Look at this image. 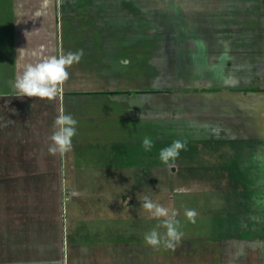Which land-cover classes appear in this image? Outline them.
Instances as JSON below:
<instances>
[{"label": "crops", "instance_id": "0c3cea01", "mask_svg": "<svg viewBox=\"0 0 264 264\" xmlns=\"http://www.w3.org/2000/svg\"><path fill=\"white\" fill-rule=\"evenodd\" d=\"M88 1L92 0H50L47 8L41 7L42 0H9L6 5L11 23L5 62L0 64V187H21L33 201L42 195L47 204L37 216L40 222L19 230L23 240L6 244L12 249L10 264L144 262V238L127 239L136 234L133 229L143 230V221L129 228L126 218L134 211L133 195L143 194L147 179L140 171L137 182L142 193L119 189L129 185L124 176L118 180L120 169L113 166L124 149L115 141L108 144L98 129L102 98L116 95L121 96L125 112H135L143 125L148 114L143 88L117 90L106 86L102 77H120L124 73L119 68L141 69L144 61L129 55L132 52L118 53L114 46L102 48L100 11L103 2L111 8L112 4ZM255 1L206 0L205 26L199 34L188 31L173 37L193 44L184 50H159L157 61L162 73L173 74L172 86L166 87L172 92V109L167 110L172 112L160 106L159 121L171 120L172 114L174 137L198 142L196 154L205 159L196 164L198 176L187 174L179 182L210 184L226 203L264 196V17L253 15ZM105 20L116 28L113 18ZM107 37L109 42L115 40ZM113 37L117 40L116 34ZM81 49L83 57L68 69L70 79L55 99L14 95L11 83L23 65ZM62 111L77 120V134L71 151L50 155L53 123ZM192 159L185 160L193 166ZM122 210L131 212L119 215ZM251 229L261 232L257 225ZM258 249V244L250 245L249 258L241 264H261Z\"/></svg>", "mask_w": 264, "mask_h": 264}, {"label": "rangeland", "instance_id": "374dc122", "mask_svg": "<svg viewBox=\"0 0 264 264\" xmlns=\"http://www.w3.org/2000/svg\"><path fill=\"white\" fill-rule=\"evenodd\" d=\"M92 1L88 2L92 4ZM110 1L112 8L104 2L102 7L100 6L103 19L99 27L102 48L114 46L118 53L132 52L129 55L139 61L143 60L144 65L141 69L129 70V72L126 71L127 68L121 67L119 69L124 74H120V77L112 75L102 77V80L106 81V86L111 84L110 86L117 90H133L142 87L144 99L148 102V114L147 118L146 115L144 116V122L141 125L135 112H125L124 102L122 99L120 101L121 96L116 95L117 98L113 96L107 99L103 95L105 98H102L103 107L99 114L101 122L99 120L100 127L98 126L101 132L100 137H107L108 144L115 145L113 143L115 141L116 145L124 149L116 155L113 166L120 169L121 177H118V180L123 179L124 176L129 185L122 184L119 189L140 191L137 176L142 171L144 180L147 179L146 186L141 187V190L144 188L143 193L148 194L153 201L169 208L179 221V230L183 232V241L174 251L166 250L163 246L153 248L145 243L143 264H241L243 258L244 261L249 258L248 247L252 244H258L261 264H264V196L259 193L255 197L252 196L254 199L258 197L256 201H251L253 198H246V200L240 199L238 202L226 203L222 202L219 193H215L210 184L198 180L180 184V178H186L187 174L194 173L198 176L197 165L205 161L202 155L196 154L200 146L198 142L191 143L183 140L186 142V148L181 150L175 162H170L171 166H166L159 158L160 150L178 139L174 137L172 114L168 115L171 120L167 117L162 123L159 121L158 112L161 113L162 109L160 106L163 105L165 112H172L167 111L172 109V92L166 90V87L172 86L169 79L173 78L172 73L165 70L162 73L159 69L157 64L159 50H184L187 44L188 47L193 44V42H177V38L173 37L181 38L182 34L188 31L199 34L198 30L205 26L203 24L206 17V0ZM8 2L9 0H0V64L5 62L3 55H5V46L9 44L6 40L10 37L11 17L6 8ZM255 2L258 7L253 15L257 17L259 13L260 18L264 17L263 0ZM110 17L113 18V22L116 21V28L114 24L106 21L108 19L105 20ZM91 31L94 33L93 30ZM95 32L97 33V30ZM108 34L115 39L112 40L113 43L109 42ZM113 34L117 35V40ZM147 60L149 62L145 64ZM2 69H5L4 66ZM1 76L4 77V75ZM145 136L153 140L151 150L146 151L142 145ZM191 147H193L192 153ZM186 157H192L195 165L191 166V162L185 160ZM174 168L178 172L174 171ZM22 190L21 187L15 186L0 187V264H10L8 258L12 255V249L7 248L6 244L23 240L19 230L24 226L28 227L31 223L36 225L40 222L37 216L45 212L44 208L47 204L42 195L39 197L40 200L33 201L32 194L23 193ZM139 195V193L133 195L136 203L133 213L126 218V227L133 228L138 220L143 221L144 227L140 232L133 229L131 233L136 234L127 235V239L144 238L145 234L154 228L163 234L165 229L157 228L161 221L150 218V214L141 208ZM186 209H194L198 213L195 223H191L185 216ZM122 211H119V215L131 212V210ZM244 212L249 213L250 216L243 217ZM42 221L44 224L46 219L43 218L41 223ZM223 225L225 231L218 234L217 229ZM256 225L261 227L260 233L251 229ZM244 226L250 228L249 231H243ZM23 229L22 231H26V227ZM258 253H255L256 259ZM225 259L230 263H227Z\"/></svg>", "mask_w": 264, "mask_h": 264}, {"label": "clouds", "instance_id": "9594fccd", "mask_svg": "<svg viewBox=\"0 0 264 264\" xmlns=\"http://www.w3.org/2000/svg\"><path fill=\"white\" fill-rule=\"evenodd\" d=\"M50 0H42V8H47ZM41 13L37 12V16ZM26 36V35H25ZM23 49V48H22ZM20 49H18L19 51ZM35 55V53H34ZM83 49L73 53L60 54L58 56L43 57L36 63L23 65V71L16 75L11 83L16 97L37 98L40 100L52 101L56 98L62 86L70 79L69 68L73 64L79 63L83 57ZM19 68L20 65H17ZM77 120L71 114L63 111L55 118L53 123L54 131L50 137L51 145L48 148L50 155L57 153L64 154L72 150V139L77 134ZM144 149L151 150L153 140L145 136L142 141ZM186 148V142L180 139L174 140L170 146L162 148L159 158L166 166H171L170 162H175L181 150ZM141 208L150 214V218L160 220L157 228H164L161 234L155 228L144 236L145 243L153 248L163 246L166 250H175L182 240L183 232L179 230V221L170 209L155 202L148 194H140ZM198 213L194 209H186L185 216L191 223L196 222Z\"/></svg>", "mask_w": 264, "mask_h": 264}]
</instances>
